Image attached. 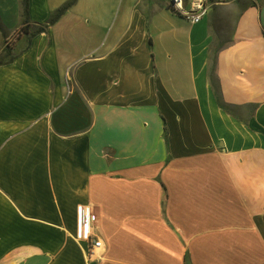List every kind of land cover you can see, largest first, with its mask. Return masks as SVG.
Masks as SVG:
<instances>
[{
  "label": "crops",
  "instance_id": "1",
  "mask_svg": "<svg viewBox=\"0 0 264 264\" xmlns=\"http://www.w3.org/2000/svg\"><path fill=\"white\" fill-rule=\"evenodd\" d=\"M219 1L78 0L28 47L0 0V264H264V0Z\"/></svg>",
  "mask_w": 264,
  "mask_h": 264
},
{
  "label": "built area",
  "instance_id": "2",
  "mask_svg": "<svg viewBox=\"0 0 264 264\" xmlns=\"http://www.w3.org/2000/svg\"><path fill=\"white\" fill-rule=\"evenodd\" d=\"M219 0H172L171 10L177 16L183 18L192 25L204 21L211 10L221 5ZM11 40L8 41L11 44ZM67 86L70 90L71 81L68 78ZM98 223L97 213L90 206H83L80 211L81 240L88 243L87 257L94 259L103 248V242L95 235Z\"/></svg>",
  "mask_w": 264,
  "mask_h": 264
},
{
  "label": "trees",
  "instance_id": "3",
  "mask_svg": "<svg viewBox=\"0 0 264 264\" xmlns=\"http://www.w3.org/2000/svg\"><path fill=\"white\" fill-rule=\"evenodd\" d=\"M77 2L78 0H69L51 15L49 21L46 24L39 25V24H33L30 19L31 0H21V8H20L21 26L18 29L17 33L20 36L21 35L25 36L28 42V47H29L34 38H36L37 36L41 34L47 33L50 27L56 25L61 20V18L65 16L77 4ZM0 33L5 38L3 47H2V52L0 55V66H4V65L12 64L16 60L17 56L13 55V44L14 43L9 44L8 41L6 40L5 29H4L3 23L1 22V19H0ZM221 49H222V46L219 45V47L215 51V56ZM215 59L216 57H214L213 59V67L211 70L210 77H211V83H212L213 89L215 91V95L217 96V99L219 102V106L223 109L224 106L220 102L218 91L214 83V73L216 69Z\"/></svg>",
  "mask_w": 264,
  "mask_h": 264
},
{
  "label": "rangeland",
  "instance_id": "4",
  "mask_svg": "<svg viewBox=\"0 0 264 264\" xmlns=\"http://www.w3.org/2000/svg\"><path fill=\"white\" fill-rule=\"evenodd\" d=\"M166 1H168V0H166ZM225 32V33H224ZM224 32L222 33V35H221V33H220V35H218V38H223V36H225V37H228L229 36V34H230V27L228 26H226L225 27V29H224ZM222 36V37H221ZM16 38V36L15 37H13V39H15ZM11 44H13V40L11 41Z\"/></svg>",
  "mask_w": 264,
  "mask_h": 264
},
{
  "label": "bare ground",
  "instance_id": "5",
  "mask_svg": "<svg viewBox=\"0 0 264 264\" xmlns=\"http://www.w3.org/2000/svg\"><path fill=\"white\" fill-rule=\"evenodd\" d=\"M172 6V0H169V8L171 9Z\"/></svg>",
  "mask_w": 264,
  "mask_h": 264
}]
</instances>
